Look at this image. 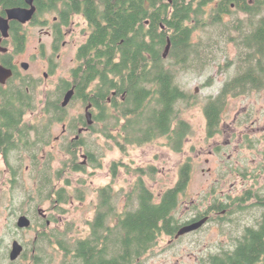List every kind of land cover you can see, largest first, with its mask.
<instances>
[{
	"label": "trees",
	"instance_id": "trees-1",
	"mask_svg": "<svg viewBox=\"0 0 264 264\" xmlns=\"http://www.w3.org/2000/svg\"><path fill=\"white\" fill-rule=\"evenodd\" d=\"M214 1H36L35 19H51L49 13L54 14L53 19L56 17L53 29L58 44L64 40L63 27L70 25L75 15L88 22L89 36L77 50L78 64L72 69V80L61 78L43 100L41 121L25 120L28 112L37 107L35 79L14 70L5 84L0 83V153L4 154L14 197L18 192L22 196L16 210L29 215L34 225L29 229H36L35 238L28 243L31 249L25 247L20 259L10 264H25L21 258L28 260L26 264H144L160 239L175 238L182 225L214 212L217 219L209 221L222 223L229 219L226 216L230 212L244 213L252 207L262 209L260 218L246 224L232 238L230 247L203 255L200 264H264V188L249 189L236 198L215 197L204 211L196 208L189 221L176 216L192 177L190 159L181 165L175 185L159 198L143 178L156 173L152 166L137 168L139 177L127 191L115 190L111 184L99 187L94 215L87 221L84 236L73 235L75 221L62 228L48 224L58 222L54 212L64 214V205L72 198L81 202L86 199V180H81L82 186L75 187L72 193L66 187H57L56 182L65 179L71 185L68 173L84 171L87 165H103V154L87 138L75 144L64 143L68 157L60 169H52L51 154L40 158L45 146L52 142L53 126L67 119L68 109L62 101L71 88L73 101H81L84 107L90 105L91 132L102 134L125 153L130 147L158 138H164L173 151H183L192 126L182 118V112L197 104L198 96L187 90L179 77L182 72L202 74L217 62L220 55L213 50L216 39L232 42L237 53L233 59L227 57L224 63H217L218 72H233L217 95L205 99L207 136L220 134L229 98L264 90V0ZM208 5H212L209 13ZM14 6H26L25 0H0V15ZM237 10L246 16L225 20L226 14L232 16ZM10 29L16 46L7 55L9 60L25 49L28 40L18 24H12ZM198 30L204 34L195 42ZM7 64L12 66L11 62ZM211 84L212 76L205 86ZM86 119L84 113L73 117L69 129L75 132L79 125L86 124ZM246 142L249 147L256 146L249 136ZM81 147L89 155L88 164L80 162ZM26 156L32 164L33 185L22 178ZM118 165L116 161L112 164L114 176ZM258 168L264 171V160ZM238 171L246 175L248 167ZM44 202H49L52 210L46 217L39 213ZM14 227L15 232L25 230L15 223ZM8 250L0 254V264H6L3 261Z\"/></svg>",
	"mask_w": 264,
	"mask_h": 264
},
{
	"label": "rangeland",
	"instance_id": "rangeland-1",
	"mask_svg": "<svg viewBox=\"0 0 264 264\" xmlns=\"http://www.w3.org/2000/svg\"><path fill=\"white\" fill-rule=\"evenodd\" d=\"M211 6H207V13ZM48 16L53 19L54 14L49 13ZM235 16L245 17L246 14L237 10L232 16H225V20H231ZM25 31L28 34L27 49L20 55L16 54V61L22 75L29 74L27 76L39 79L36 90L37 107L35 111H30L26 115L28 122L36 123L43 119L42 102L48 92L56 88L61 78H68L71 69L77 65V47L86 40L88 24L81 15H75L67 29L66 45L54 53L51 52L52 39L47 36L49 27L26 24ZM203 34V31L198 30L193 40L199 41ZM216 40L218 43L213 50L217 56L220 55L217 62L202 74L182 72L179 77L182 85L198 96L197 104L184 108L182 112V118L189 121L192 126V133L187 137L183 151H173L166 145L164 138H158L143 146L130 147L125 153L102 134L99 136L87 134L88 142L95 143L98 152L103 154V165L100 168L87 165L84 171L68 173L71 185H68L65 179L56 182L57 187H66L72 193L75 187L82 186L81 180H86V199L81 202L72 198L64 205L67 210L64 214L54 212L58 222L50 224L51 227L62 228L67 222L75 221L73 235L84 236L88 229L87 221L94 215L97 189L111 184L115 190H129L139 177L136 171L139 167L156 168L154 175H145L143 178L149 189L159 198L166 189L175 185L181 165L190 159L193 164L192 177L176 212L181 221L191 220L197 212L196 208L201 211L207 209L215 197L224 200L228 196L236 198L249 189L264 188V171L258 168L264 160V90H254L247 95L229 98L223 112L220 134L207 136L205 99L210 95H217L229 74L233 72V70L218 72L217 63H224L227 57L233 59L237 53V48L232 42L224 41V38ZM41 43L47 49V57L43 54ZM22 62L30 64L27 70L22 68ZM51 64H56L53 72L48 69ZM44 72L48 73L46 77ZM211 76L212 84L205 86ZM67 109L68 116L72 118L85 113L81 101L71 102ZM62 131L63 123L53 126L54 142L46 146L40 156L41 160L46 159L49 153L53 156V170L60 169L62 161L67 158L63 148L64 142L55 141ZM248 136L256 142L255 147H249L246 142ZM114 161L119 163L115 176L111 169ZM31 165L29 157L26 156L22 178L27 184L33 185ZM246 166L248 174L242 175L238 169H244ZM5 167V160L0 154V254L9 248L3 263L10 264L12 261L9 253L13 240L18 239L27 244L25 247L31 249L28 243L35 238L36 229H20L22 231L15 232V227L12 228L21 214L16 208L20 206L22 196L18 192L14 197L10 173ZM41 208L46 215L52 213L49 202H44ZM14 211L17 214H14ZM261 212L262 209L256 207L249 208L244 213L230 212L226 216L229 219L223 220L222 223L217 220L209 221L210 218L217 219L218 215L215 212L204 215L210 218L202 230L184 235L179 240H174L170 236L162 237L158 246L145 257L144 264H200L203 255L219 251L222 247H230L232 238L238 236L246 224L249 225L260 218ZM27 262L28 260L21 258V263Z\"/></svg>",
	"mask_w": 264,
	"mask_h": 264
},
{
	"label": "flooded vegetation",
	"instance_id": "flooded-vegetation-1",
	"mask_svg": "<svg viewBox=\"0 0 264 264\" xmlns=\"http://www.w3.org/2000/svg\"><path fill=\"white\" fill-rule=\"evenodd\" d=\"M38 1V0H37ZM217 2V0H215L214 1V4ZM35 3H36V1H35ZM35 5H37V4H35ZM26 6H27V4H26ZM37 7V6H36ZM232 8H234L235 9V6L232 4ZM6 15V12H5V14H4V16ZM34 16H37V11H36V13H35V15ZM225 16H227V14L225 15ZM46 19H47V21H46ZM57 19H56V17L54 18V19H48V18H45V17H40L39 16V18H36L35 19V17H33V19L32 20H30L29 22H27V23H21V22H19V21H17V20H12V21H10V27H11V25L12 24H14V23H16V24H18L19 26H20V29H22V32H24L25 34H26V36H27V38H28V34L26 33V31H25V25L26 24H31V25H34V26H40V27H45V26H47V27H49V31H47V36H50L51 37V39H52V44H51V52L52 53H54L55 51L56 52H58L60 49H61V47L62 46H65L66 45V40H65V38H66V33H67V29L70 27V25H68V26H65V27H63V33H64V40L61 42V44H58V41L56 40V37H55V32H54V29H53V23L56 21ZM87 22V21H86ZM71 23H72V21H71ZM87 24H88V22H87ZM10 28H9V35H8V37H3L2 36V33H1V31H0V37L2 38L1 39V43H0V46H1V49H0V63L3 65V66H5V67H7V68H11L13 71L14 70H16V71H19V73H21V71H20V69H19V67H18V64H17V61H16V57H17V55L15 54L14 56H13V58H11L10 60H9V58L7 59V55H9V54H11V52L12 51H14L15 50V43H14V41H13V35L10 33ZM88 36H89V30H88V32H87V37H86V39L88 38ZM40 40H41V38H40ZM86 41V40H85ZM84 43V42H83ZM82 43V44H83ZM27 44H28V40H27V42H26V46H25V49L22 51V52H19L18 54L20 55V54H22V53H24L25 51H26V49H27ZM80 46V45H79ZM79 46L77 47V50H78V48H79ZM41 47H42V49H43V54L47 57V49L45 48V45L43 44V43H41ZM77 59V58H76ZM78 61V60H77ZM7 62H11V64H12V66H9L8 64H7ZM28 64V66H30V64L28 63V62H22L21 63V66H22V68L23 69H25V70H27L25 67H24V65L23 64ZM77 64H78V62H77ZM55 65L56 64H51L49 67H48V69L51 71V72H53L54 71V67H55ZM74 68V67H73ZM72 68V69H73ZM72 69H71V72H70V75H69V77L68 78H65V79H67V80H72ZM27 75H29V74H27ZM48 75V73L47 72H44V76L46 77ZM33 79H35L37 82L39 81V79L38 78H36V77H33V76H31ZM70 90H74V88H71ZM69 90V91H70ZM68 91V92H69ZM68 92H66L65 93V95L68 93ZM74 95V94H73ZM65 97V96H64ZM64 100V99H63ZM63 102V101H62ZM71 102H73V97H72V99H71V101H70V103ZM70 103L68 104V105H70ZM67 105V106H68ZM66 106V107H67ZM90 106V105H89ZM88 107V106H87ZM87 107H85V117H86V108ZM33 111H35V110H33ZM68 111V110H67ZM41 113H43L44 114V111L41 109ZM43 114H41V116L43 115ZM81 114V113H80ZM69 115V114H68ZM40 119V118H39ZM38 119V120H39ZM26 120V119H25ZM42 120V119H41ZM72 120V117H69V116H67V119H66V121L63 123V131H62V134H60L59 136H57L56 138H55V141L56 140H62L66 145H68V143L70 142V143H76V142H79L82 138H86V135L88 134H90V133H92L91 131V129H90V125L92 124V123H88V120H87V122H86V124H81V125H79L78 126V128H77V130L75 131V132H73V131H71L70 129H69V125H70V121ZM27 121V120H26ZM32 122V121H31ZM34 122V121H33ZM93 122V121H92ZM93 135H96V136H99V134L98 133H94ZM88 137V136H87ZM53 138H54V136H53ZM54 142V141H53ZM53 142H51V143H53ZM50 143V144H51ZM49 145V144H48ZM48 145H46V146H48ZM45 146V147H46ZM44 150V149H43ZM1 154V156H2V158H3V160H4V154H2V153H0ZM41 154V153H40ZM50 154V153H49ZM67 154V153H66ZM67 157H68V154H67ZM79 157H80V162L81 163H83V164H88V160H89V155L85 152V148L84 147H81L80 148V151H79ZM189 234V233H188ZM188 234H185V235H188ZM184 236V235H183ZM180 237H182V236H180ZM180 237H176V235H175V238H174V240H179L180 239ZM17 261V260H16ZM12 262H15V261H12Z\"/></svg>",
	"mask_w": 264,
	"mask_h": 264
},
{
	"label": "water",
	"instance_id": "water-1",
	"mask_svg": "<svg viewBox=\"0 0 264 264\" xmlns=\"http://www.w3.org/2000/svg\"><path fill=\"white\" fill-rule=\"evenodd\" d=\"M35 1L37 0H25V3L27 4V6L10 7L6 9L5 16L0 15V31L3 37H8L9 35L10 21L17 20L21 23H27L33 19L37 11ZM1 39L2 38L0 37V43H1ZM0 49H1V46H0ZM168 49H169V46L167 48V51ZM23 65L26 69L29 67L28 64L26 63ZM12 75H13V70L11 68H7L3 66L0 63V83L5 84L9 80V78L12 77ZM73 94H74V90H70L65 95L64 100L62 102V105L64 107H66L70 103L73 97ZM89 109H90V106L86 108V118L88 120V123H92L93 121L92 114ZM39 213L44 217L47 216L46 213H44V210L42 208L39 210ZM209 218H210L209 216H203L199 219L193 220L191 222H188L182 225L179 228L176 237L178 238L185 234L199 230L208 222ZM16 224L19 229H29L33 226V220L31 219L29 215L21 214L18 216ZM48 224H51V222L48 221ZM24 251H25V245L20 240L14 239L11 245L10 253H9L10 260L11 261L18 260L22 256Z\"/></svg>",
	"mask_w": 264,
	"mask_h": 264
},
{
	"label": "bare ground",
	"instance_id": "bare-ground-1",
	"mask_svg": "<svg viewBox=\"0 0 264 264\" xmlns=\"http://www.w3.org/2000/svg\"><path fill=\"white\" fill-rule=\"evenodd\" d=\"M37 8V7H36Z\"/></svg>",
	"mask_w": 264,
	"mask_h": 264
}]
</instances>
